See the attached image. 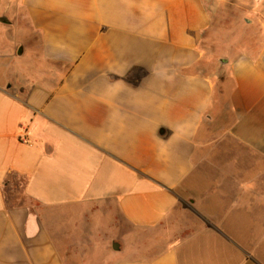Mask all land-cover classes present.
I'll list each match as a JSON object with an SVG mask.
<instances>
[{"label":"crops","instance_id":"1","mask_svg":"<svg viewBox=\"0 0 264 264\" xmlns=\"http://www.w3.org/2000/svg\"><path fill=\"white\" fill-rule=\"evenodd\" d=\"M232 1L0 0V264L101 234L108 264H264V18L215 50Z\"/></svg>","mask_w":264,"mask_h":264},{"label":"rangeland","instance_id":"2","mask_svg":"<svg viewBox=\"0 0 264 264\" xmlns=\"http://www.w3.org/2000/svg\"><path fill=\"white\" fill-rule=\"evenodd\" d=\"M264 18V0H245V1H232L220 6L216 10V15L213 18L212 26L208 35L214 42V49L219 48V43L227 44L228 42L235 43L236 40L240 44H247L253 46L258 42L262 35V21ZM222 49H225L223 46ZM218 51V50H217ZM221 63L213 64L212 68ZM226 75V70L220 67L218 73V82L216 84V89L214 92L213 99V111L215 115L220 111H224L225 101H226V89L222 86L223 76ZM223 108V109H222ZM222 109V110H221ZM222 128L220 124L216 123L212 130L220 131ZM228 140V139H227ZM99 240H96L94 245L95 256L92 258H85L87 264H108L110 256L107 251L101 250L104 248L108 241V235L106 237L101 234ZM103 237V239H102ZM102 247V248H101ZM92 250V249H91ZM97 254V255H96ZM77 264H79V259L82 261L84 258H76ZM85 264V263H84Z\"/></svg>","mask_w":264,"mask_h":264},{"label":"water","instance_id":"3","mask_svg":"<svg viewBox=\"0 0 264 264\" xmlns=\"http://www.w3.org/2000/svg\"><path fill=\"white\" fill-rule=\"evenodd\" d=\"M112 247H113L114 249H118V243H117V242H113V243H112Z\"/></svg>","mask_w":264,"mask_h":264}]
</instances>
